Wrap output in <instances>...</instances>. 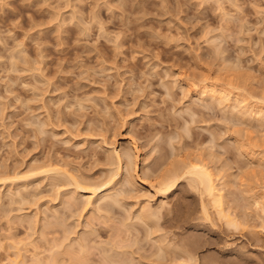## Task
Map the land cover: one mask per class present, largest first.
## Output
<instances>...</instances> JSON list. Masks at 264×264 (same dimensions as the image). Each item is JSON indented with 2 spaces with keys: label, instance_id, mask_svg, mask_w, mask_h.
Listing matches in <instances>:
<instances>
[{
  "label": "rangeland",
  "instance_id": "rangeland-1",
  "mask_svg": "<svg viewBox=\"0 0 264 264\" xmlns=\"http://www.w3.org/2000/svg\"><path fill=\"white\" fill-rule=\"evenodd\" d=\"M262 196L264 0H0V264H264Z\"/></svg>",
  "mask_w": 264,
  "mask_h": 264
},
{
  "label": "bare ground",
  "instance_id": "bare-ground-1",
  "mask_svg": "<svg viewBox=\"0 0 264 264\" xmlns=\"http://www.w3.org/2000/svg\"><path fill=\"white\" fill-rule=\"evenodd\" d=\"M211 87L212 88H210L209 90H208V93H209V96H214V94L215 93H217V92H219V93H221L222 91H220V90H216L215 88H214V86H212L211 85ZM221 87V86H220ZM205 88V87H204ZM203 88V89H204ZM225 89V88H224ZM201 91V90H200ZM206 91V90H205ZM226 91V90H225ZM221 94H223V92L221 93ZM206 95H208V94H206ZM224 95V94H223ZM227 96V95H226ZM206 97H208V96H206ZM223 98V97H222ZM225 99H226V97H225ZM224 99V100H225ZM260 110V109H259ZM260 113V112H259ZM257 114H258V112H257ZM260 115H261V113H260ZM132 143V146H133V153H130V152H125L124 154H125V158H126V167H127V169L126 170H128V172L130 173V175H131V171L132 170H135L136 169V166H137V157H138V153H139V147H138V145L136 144V142L135 141H133V142H131ZM131 150V149H130ZM113 153L116 155V157H117V162H115V163H117L116 164V172H113L112 174H111V172L112 171H110V173L109 174H111L110 175V177L109 178H107L106 180H103V181H101L100 183H97V184H95V185H92V189H93V192L94 193H96V192H101V191H103V190H107V189H111L114 185H115V178H116V176L121 172V168H122V159H121V155L123 154H121L120 153V150H118L117 148H113ZM123 151V150H122ZM124 152V151H123ZM114 156V155H113ZM124 157V156H123ZM112 159H113V157H112ZM194 160V159H193ZM110 161H112V160H110ZM187 163L185 164V163H183V164H185V165H183V164H181V165H183V166H178V164H177V166H175L174 168H173V166H171L172 168L171 169H168V172H167V174L163 177L162 176V178H160L158 181H157V186L155 185V184H151L152 185V188H153V186H154V188H156V190H157V192L159 191V193H161L163 196L164 195H166V194H172L177 188H178V186L180 185V182L184 179V178H188V179H190L188 176H192V180L191 181H193V183H194V188L196 187L197 189H199V193H200V199H202V200H200L201 201V206H200V209L202 210L201 212H203L205 215H206V217H209L208 215H209V212H208V204L210 205H212V208L213 209H215V211H216V214H218V217L220 216V218L223 216V218L224 217H228V213L226 214V212H225V208H224V195H223V190H224V188H221V187H218L219 185H220V183H219V185L217 186V183L215 182V179H216V174H214V172L209 168V166H207L205 163H202V161H201V163H199L200 161H191V160H187L186 161ZM113 163V162H112ZM176 163V162H175ZM180 164V163H179ZM50 165V164H49ZM115 165V164H114ZM171 165H173V163L171 164ZM175 165V164H174ZM48 167V166H47ZM61 168V167H60ZM169 168V167H168ZM43 170V169H42ZM53 171V172H55L56 173V176L59 174V172H61L60 171V169H59V167H55V166H51L50 168H48L47 169V171ZM46 171V170H45ZM44 171V172H45ZM48 171V172H49ZM167 171V170H166ZM52 172V173H53ZM64 171H62L61 173H63ZM135 172V171H134ZM7 173V172H6ZM42 173H43V171H42ZM64 173L66 174V175H64ZM63 173V175L64 176H59V177H66V179L68 180L69 178H70V180L69 181H71L74 185H75V187L76 188H79L81 191H85V192H91L92 193V191H89V187L88 186H84V185H82L79 181H78V179L76 178V177H74L73 175H71V173H66V171ZM137 173V172H136ZM135 173V174H136ZM2 174V173H1ZM109 174H107V175H109ZM7 175V174H6ZM54 175V174H53ZM60 175V174H59ZM62 175V174H61ZM67 175H68V177H67ZM137 175V174H136ZM135 175V177H137ZM8 177V176H7ZM6 176H5V178H7ZM55 177V176H54ZM134 177V176H133ZM157 177V176H156ZM4 178V179H5ZM139 178V177H138ZM8 179H10L9 177H8ZM54 179H56V178H54ZM60 179V178H59ZM122 179V178H121ZM135 178H133V180H134ZM157 179V178H156ZM61 180H63L62 178H61ZM132 180V181H133ZM218 180H220L221 181V178L220 179H218ZM56 181V180H55ZM223 181V180H222ZM60 183V182H62V181H58V179H57V183ZM128 182V181H127ZM221 185H226L224 182H221ZM220 185V186H221ZM73 186V185H72ZM90 186V185H89ZM91 187V186H90ZM222 187H225V186H222ZM72 192V191H71ZM69 193V192H68ZM105 193V192H104ZM114 193V192H113ZM102 194V193H101ZM103 195V194H102ZM111 196V195H110ZM77 197V196H76ZM104 198V197H103ZM103 198H101V199H103ZM262 198H264L263 196H262ZM119 199V198H118ZM67 201V200H66ZM70 201V200H69ZM73 201V200H72ZM106 201V200H105ZM115 204V203H114ZM70 205H72V204H70ZM93 205V204H92ZM109 208H111V209H114V205L113 204H111V203H109L108 205H107ZM72 207V206H71ZM106 207V206H105ZM144 208H146V207H144ZM70 209V208H69ZM152 210H153V208H151ZM145 210V209H144ZM142 211H143V209H142ZM150 211V210H149ZM210 211V210H209ZM214 211V212H215ZM160 213V212H159ZM155 214V212L154 211H150V212H147L146 214H144V215H146L145 216V218L147 219L148 218V220H152L151 219V217L153 216ZM157 214V213H156ZM61 218V217H60ZM56 219V218H55ZM62 219V218H61ZM228 221H233V219L231 218V217H228ZM49 223V222H48ZM151 223V222H150ZM152 223H154V222H152ZM59 224V223H58ZM53 225H54V223H53ZM154 228V227H153ZM120 230V229H119ZM120 235V234H119ZM118 236V235H117ZM119 238H120V236H118ZM119 240V239H118ZM72 245V244H71ZM83 245V244H82ZM120 246V245H119ZM71 247V246H70ZM80 247H82V246H80ZM63 248V247H62ZM61 248V249H62ZM85 248V247H84ZM122 248V247H121ZM67 249V248H66ZM71 249V248H70ZM69 249V250H70ZM125 249V248H124ZM72 250V249H71ZM123 250V249H122ZM166 250V249H165ZM68 252V251H67ZM84 252V251H83ZM86 252V251H85ZM54 254V253H53ZM52 254V255H53ZM55 255V254H54ZM53 255V256H54ZM78 257V256H77ZM34 258V257H33ZM55 258H56V256H55ZM36 259V258H35ZM34 259V260H35ZM60 259V258H59ZM37 261H38V259H36ZM57 260V259H56ZM56 260H54L53 259V261H52V256H51V263L52 264H57V261ZM33 261V260H32ZM80 261H82V260H80ZM48 263L47 264H51V263H49V261H47ZM18 263V262H17ZM59 263V262H58ZM59 264H61V263H59Z\"/></svg>",
  "mask_w": 264,
  "mask_h": 264
}]
</instances>
